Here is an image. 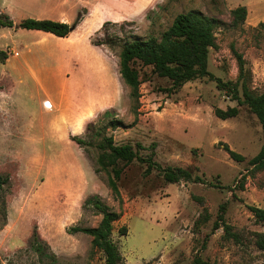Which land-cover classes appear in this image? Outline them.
Masks as SVG:
<instances>
[{
  "label": "rangeland",
  "instance_id": "rangeland-1",
  "mask_svg": "<svg viewBox=\"0 0 264 264\" xmlns=\"http://www.w3.org/2000/svg\"><path fill=\"white\" fill-rule=\"evenodd\" d=\"M61 1L0 0V12L14 25L25 18L54 20L65 9ZM116 1L124 14L119 21L129 17L134 23L125 29L140 37L158 34L177 13L191 9L218 18L221 24L215 30V46L209 49L208 70L224 82H235L240 74L237 53L244 62L240 77L254 92L264 90V0H148L138 13L133 7L143 0ZM240 5L246 6V18L233 24L230 11ZM152 8L157 15L151 24L144 16ZM14 25L0 26V50L7 53L0 60V173L9 176V185L0 192V264H41L30 245L33 229L57 255L58 264H106L100 249L90 252L89 235L67 232L70 226L99 222L101 215L83 205L90 194H98L120 213L112 227L120 264H187L196 252L214 264L263 261L264 251L255 246L252 232H264V222L255 219L249 206L264 209V169L255 170L248 163L263 136L246 104L239 105L208 77L165 93L162 88L169 81L153 75L142 82L134 113L129 89L122 84L117 103L108 107L126 126L109 131L115 142L134 148L138 143L141 156L153 150L160 166L187 167L201 181L166 183L156 170L144 177V165L133 162L118 181L120 196L114 197L107 174L94 172L95 150L87 154L70 139L82 136L88 122L98 123L102 111L87 109L74 115L83 106V101L74 100L69 111L73 116L66 124L60 119L61 107L52 101L55 78L62 77L61 86L70 88V77L81 63L77 58H16L14 40L29 41L33 35ZM108 27L110 33L118 32ZM103 48L110 73H118L116 52ZM229 106L238 107L236 116L214 115L215 107ZM224 144L244 159L233 160ZM223 203L224 220L241 235L240 242L223 237L222 226L212 229ZM206 215L196 228V220Z\"/></svg>",
  "mask_w": 264,
  "mask_h": 264
},
{
  "label": "trees",
  "instance_id": "trees-1",
  "mask_svg": "<svg viewBox=\"0 0 264 264\" xmlns=\"http://www.w3.org/2000/svg\"><path fill=\"white\" fill-rule=\"evenodd\" d=\"M156 8H160L157 3ZM79 11L71 23L55 21L51 19L25 18L17 25L24 29L41 30L52 33L59 37L69 35L71 31L80 23L83 13ZM233 24L242 23L247 14L245 5L237 6L230 11ZM155 10L149 9L145 13V18L152 24L156 16ZM134 21H104L100 28L90 37V42L98 47H105L112 52H116L118 58V72L124 85L129 89V97L133 101L132 111L135 113L140 97V86L144 81H150L153 75L166 78L169 86L162 88L165 93L177 91L184 83L195 78L208 77L214 80L219 89L229 92L231 99L237 103L246 104L249 110L257 118L262 131L263 142L259 151L249 159L248 163L255 170L264 169V90L254 92L240 77L243 72V59L236 52L239 76L235 82L222 81L215 77L208 70L209 49L215 46V30L221 24L218 18L208 16L199 10L191 9L186 12L177 13L171 23L158 34L148 33L145 37L138 36L133 30H126L125 25H131ZM13 20L6 14L0 12V26L12 27ZM113 25L118 28V32L110 33L109 27ZM7 58V53L0 50V60ZM148 69L147 71L145 69ZM214 115L220 119H227L238 114L237 106H229L225 109L215 107ZM98 123L88 122L82 136L71 135L74 141L85 153L89 149L95 150L94 172L104 171L107 174V186L114 197L120 196L118 181L128 165L138 162L144 165L142 175L148 176L153 170L162 177L166 183H176L183 181H201V177L193 175L187 167L165 166L162 167L156 162L154 151L147 156L139 154L140 144L134 148L130 143H116L110 130L119 127H126L123 120L117 118L110 108L98 113ZM224 150L236 161H242L244 156L231 150L224 144ZM153 149V147H152ZM5 185H9V176L0 173V192ZM5 204V200H3ZM83 205L91 207L101 218L96 226H70L67 232L70 234L84 233L90 236V252L100 249L105 255L106 264H120L121 255L112 240L113 223L120 217V213L106 204L98 194H90ZM5 210V206L3 207ZM249 210L258 222H264V209L256 206H249ZM225 204H221L212 229L222 226L223 237L233 239L235 242L241 241V235L232 230V226L224 220ZM207 215L202 220L197 219L195 226L205 222ZM208 235H206L207 237ZM255 246L264 251V232H252ZM30 245L38 255L41 264H58L57 255L51 251L41 240L39 233L33 229L30 236ZM206 238L202 242L205 246ZM187 264H214L203 259L197 252L191 262ZM258 264H264V259Z\"/></svg>",
  "mask_w": 264,
  "mask_h": 264
},
{
  "label": "crops",
  "instance_id": "crops-1",
  "mask_svg": "<svg viewBox=\"0 0 264 264\" xmlns=\"http://www.w3.org/2000/svg\"><path fill=\"white\" fill-rule=\"evenodd\" d=\"M107 1L111 2L112 6L105 4L104 0H62L61 5L65 6V9L62 8L54 20L71 23L79 11L86 10L80 23L69 35L59 37L41 30L28 29L33 35L31 40H24L21 43L14 40L15 45L12 49L18 54L16 58H77V63H81L76 66L70 77V88L61 86L64 81L62 77L60 80L55 78L56 88L52 101L58 108L61 107L60 119L66 124L68 118L73 116L69 114L72 101L77 99L83 101V106L74 111V115H79L87 109L92 113L113 107L120 95L119 88L123 82L119 72L110 73L104 59L108 58L107 52L103 47L90 42V34L100 28L104 21H119L124 16L116 0ZM146 3L148 0L139 1L133 7V12L141 11ZM42 10L40 6L38 11ZM11 56L13 55L9 54L8 58ZM78 111L81 112L76 113Z\"/></svg>",
  "mask_w": 264,
  "mask_h": 264
},
{
  "label": "water",
  "instance_id": "water-1",
  "mask_svg": "<svg viewBox=\"0 0 264 264\" xmlns=\"http://www.w3.org/2000/svg\"><path fill=\"white\" fill-rule=\"evenodd\" d=\"M14 27L16 28V27H18V25H14Z\"/></svg>",
  "mask_w": 264,
  "mask_h": 264
}]
</instances>
